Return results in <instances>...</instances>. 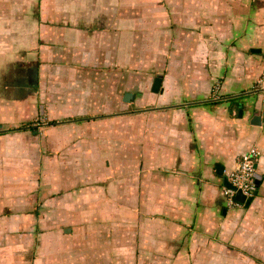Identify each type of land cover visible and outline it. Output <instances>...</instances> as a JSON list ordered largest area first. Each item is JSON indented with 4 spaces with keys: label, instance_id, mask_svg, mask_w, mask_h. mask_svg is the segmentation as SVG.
Here are the masks:
<instances>
[{
    "label": "crops",
    "instance_id": "1",
    "mask_svg": "<svg viewBox=\"0 0 264 264\" xmlns=\"http://www.w3.org/2000/svg\"><path fill=\"white\" fill-rule=\"evenodd\" d=\"M160 2L0 0V145L40 153L38 204L69 194L75 157L87 173L86 202L94 187L106 197L99 208L115 194V226L88 236L108 232L116 240L125 214L132 232L146 237L145 251H180L186 242L200 261L209 251L204 264H264V91L255 88L264 70V0ZM42 116L45 126L32 135L24 125ZM134 120L129 143L107 144L108 124ZM253 146L260 151L253 194L231 207L223 188ZM20 156L11 170L21 169ZM112 168L118 180L109 178ZM45 181L53 193L41 195ZM38 212L4 219L1 236L17 242L0 251L32 249L42 257L33 264L53 260L71 229L39 227Z\"/></svg>",
    "mask_w": 264,
    "mask_h": 264
},
{
    "label": "rangeland",
    "instance_id": "2",
    "mask_svg": "<svg viewBox=\"0 0 264 264\" xmlns=\"http://www.w3.org/2000/svg\"><path fill=\"white\" fill-rule=\"evenodd\" d=\"M154 1L155 5L158 6L162 3L160 2V0ZM158 6H156V9ZM263 72L264 70L258 76L256 82L262 76ZM36 118L39 119L35 120ZM36 118L33 119V121H30V123L24 125L29 127L28 129L32 135L35 134L34 131L36 129H40L46 124L44 116H42V118ZM136 122L137 120H134L135 124H132L131 122H124L122 127L118 122H116L115 124H108V132L106 138L107 144L113 146L116 137L117 139L122 138L124 141L129 143L131 139V134L133 133L132 131L136 130V127H138V125H136ZM52 125L53 124L48 126ZM24 126L20 125L19 127L21 129L19 128L18 130L16 129L14 131H21L22 127ZM3 129V126L0 125V133H2ZM5 129H7V127H5ZM44 137L47 141L48 135L44 133ZM7 142L9 143L8 140ZM22 151L23 150L16 151V149L14 150L11 148H3L0 145V227H4V219L5 221H9L12 214L18 215L20 212L28 213L29 208H32L33 210L39 209L40 211L38 212L40 213V215H38L39 227L46 229L51 226H54L55 224L58 225L61 229L70 228L71 231L68 230L67 234L64 235L62 243L59 244L58 251L52 255L53 260L49 261V259H44V261L46 260L44 264H204L201 261H203L207 258V256H209V251L203 252L200 261V259L197 255H195L194 252H190L187 250L189 244L186 245V242H182L183 245L182 248L180 247V251L171 250L170 252L165 253L160 251L156 252V254L155 252L151 253L145 251L143 246L144 242L142 241L146 237L142 233H140L139 236H136L134 233L135 231L132 232L134 228L132 229L130 225L131 221L133 220L131 219L130 215L125 214L122 215V217L121 215H118V219L116 220L123 221V226L121 229L122 236L117 237L116 240L114 239L113 235H108V232L106 235H99V232L97 231V235L88 236V229H110L111 227L115 226L113 222L115 221V207L117 209L118 207H120V205L112 203L115 194L114 196L112 195L110 199H108L110 201H107V204L102 205V207L99 208L101 200L104 198L106 199V197H104L103 194L94 187L92 188L94 189V192L92 190V193L95 195V197L92 200L86 202L89 196V192L86 191V187H84L85 180L87 178V173H84V171L81 170V159H79V157H75V160L77 161V163L75 164L76 170L74 173H72V171L70 172L74 176H71L70 178L67 177V179H69L68 185H71L72 187L68 192V195L70 196L66 194L67 192H63L59 198H55L52 200V205L50 203H48V205L44 203L42 204V202L41 204H38V201L35 202V198L37 197L35 192L37 190H41V188H39L41 184L37 183L36 185L37 180H40V164L38 162L40 161L41 155L37 151H34L31 152L32 155L30 154L28 156H25L22 155ZM18 156L22 158L20 164L21 169L19 168V170H17L16 172L15 170L11 169L12 167L16 168L14 164L20 161ZM113 158L114 155L108 153V159ZM43 166L44 168H46L45 163L43 164ZM112 169L113 173L108 172L109 178L112 180H118V177H115V168ZM52 172L56 173V171ZM5 176H15L17 178H6ZM129 176V173H124V181H126ZM23 179L26 181L27 185H30V187H24V182H22ZM94 179H98V176H95ZM140 179H145L144 173H142ZM42 185L47 187V181H45V183H43ZM60 185L64 186V190L67 183L60 182ZM2 186L5 190H3ZM60 190H62V188H60ZM106 190L109 195L113 194L115 192L114 184L109 183V185H107ZM26 192L27 198L20 199L22 198V195H24V193ZM18 193H21V197H18ZM51 193H53L52 188L47 187V189L44 190L41 195H48ZM103 209H105V211L107 212L106 215H103ZM98 211H100L102 215H98ZM54 215L57 216V219H55ZM119 218H121L122 220ZM139 221L141 222V219ZM87 223H90L91 225ZM141 226H146V222H143ZM7 238L8 240L6 241V244H4L2 240ZM104 239L110 241L111 243L107 242V246H102V244H98L97 246L94 245L96 241H98L99 243V240L104 241ZM16 242L15 238H11L8 236L3 237L0 234V246H2V248L3 246L12 247V244H16ZM27 244H31V241L28 240ZM165 245L167 244H163L162 246ZM11 247H9L8 250L0 251V258L1 256L5 257L4 264H18V260L15 258L16 255H21V257L25 259V262H23L24 264H33L34 262H38V259L41 260L42 258L40 256L38 257V254L34 253L32 249H27V252L25 254H22V251L21 253L15 252ZM137 249L140 250L137 251ZM34 251L36 252V249ZM31 252L32 256L28 259L27 255ZM46 256L44 255V258ZM1 261L3 260L0 259V263ZM205 264H210V261L208 260V262Z\"/></svg>",
    "mask_w": 264,
    "mask_h": 264
},
{
    "label": "built area",
    "instance_id": "3",
    "mask_svg": "<svg viewBox=\"0 0 264 264\" xmlns=\"http://www.w3.org/2000/svg\"><path fill=\"white\" fill-rule=\"evenodd\" d=\"M255 88L264 91V72L256 82ZM259 156V149L253 146L237 159L235 170L228 176L229 185L223 188V193L228 199L229 206L240 205L236 198L238 191H241L246 198L253 194L257 172L256 161Z\"/></svg>",
    "mask_w": 264,
    "mask_h": 264
},
{
    "label": "water",
    "instance_id": "4",
    "mask_svg": "<svg viewBox=\"0 0 264 264\" xmlns=\"http://www.w3.org/2000/svg\"><path fill=\"white\" fill-rule=\"evenodd\" d=\"M160 82H161V79L160 78L156 79L155 84H154V88L155 89H157L160 86ZM132 96H133L132 93H125V95H124V101H130L131 98H132ZM259 118H260L259 116H256L255 117V120L256 121H254V122L255 123L256 122L259 123V120H260ZM236 197H237L238 200H242V201H243V199H245V196L241 193V191H238L237 192Z\"/></svg>",
    "mask_w": 264,
    "mask_h": 264
},
{
    "label": "trees",
    "instance_id": "5",
    "mask_svg": "<svg viewBox=\"0 0 264 264\" xmlns=\"http://www.w3.org/2000/svg\"><path fill=\"white\" fill-rule=\"evenodd\" d=\"M50 125L52 124V122L51 123H49Z\"/></svg>",
    "mask_w": 264,
    "mask_h": 264
}]
</instances>
